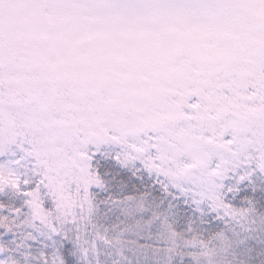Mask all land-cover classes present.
Here are the masks:
<instances>
[{"label":"snow or ice","instance_id":"6c2138e0","mask_svg":"<svg viewBox=\"0 0 264 264\" xmlns=\"http://www.w3.org/2000/svg\"><path fill=\"white\" fill-rule=\"evenodd\" d=\"M0 264H264V0H0Z\"/></svg>","mask_w":264,"mask_h":264}]
</instances>
